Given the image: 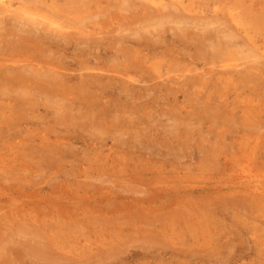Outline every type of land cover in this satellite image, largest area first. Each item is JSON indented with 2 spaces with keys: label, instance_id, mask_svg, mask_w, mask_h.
<instances>
[{
  "label": "rangeland",
  "instance_id": "rangeland-1",
  "mask_svg": "<svg viewBox=\"0 0 264 264\" xmlns=\"http://www.w3.org/2000/svg\"><path fill=\"white\" fill-rule=\"evenodd\" d=\"M31 1L35 4L25 0L28 7L41 4L38 8L67 22L71 32L85 31L93 24L110 31L119 26V32L108 36L110 49L108 41L107 44L98 41L94 48L95 43L84 37L72 36L66 41L56 37L54 41L59 45L52 50L57 55L55 58L48 55L54 61L66 65L73 60L72 67L77 61L91 62L87 63L89 66L99 61L120 73L125 68V72L136 75L129 74L134 79L141 78L139 73L145 77L146 72L153 77L146 76L152 80L147 83L150 86L134 84L142 86L134 90L136 93L147 95L144 104L138 98L129 100L128 106L117 104L115 108L93 109L90 114L70 106L59 113L58 105L50 106V100H39L37 95H21L18 99V95L0 87V100L11 101L15 109L10 111H16L12 121L5 120L3 110L0 111V264H264V77L258 73L264 72V60H256L248 51V44H242L257 41L252 49L262 54L264 0H182L188 10L182 14L195 19L182 21L185 26L180 30H175L172 24H163L167 32L156 30L158 20L148 13L147 0ZM246 10L247 14L236 25L237 37L228 39V33H233L228 14ZM209 20L213 22L206 27ZM11 21L5 29L0 27L1 46L8 40L4 38L7 33L14 32L11 35L15 39L16 35L17 38L24 35L19 30L22 22ZM125 26L139 30L141 36L145 33L143 41H153L146 42L151 53L146 52L147 47H136L145 42L138 39L141 36L135 35L137 41L128 35ZM123 30H128L127 36L125 32L121 35ZM160 37L165 50L161 48L164 43ZM83 42L88 46L81 47ZM112 44L120 50L114 49L113 53ZM118 46L122 47V53ZM224 60L240 66L232 69L236 73L233 71L231 82L237 83L234 86L238 85L237 92L232 83H221L213 74L206 84L196 86L193 69L199 73V68L208 62L214 69L209 65L204 68L223 71L216 66ZM242 66L250 77L237 73ZM190 68L194 75L185 71L181 77L183 80L188 77L186 81L191 82L177 78L180 71H191ZM166 72L179 82L167 80ZM42 77L46 78H39ZM105 82L114 89L110 81ZM149 87L153 94L145 90ZM171 93L174 94L168 96ZM33 98L38 104L32 103ZM250 106L255 108L251 110ZM102 117L104 121H100ZM241 169L245 180L231 177H236L232 173ZM254 179L258 180L259 190L245 192V185H253Z\"/></svg>",
  "mask_w": 264,
  "mask_h": 264
},
{
  "label": "bare ground",
  "instance_id": "bare-ground-1",
  "mask_svg": "<svg viewBox=\"0 0 264 264\" xmlns=\"http://www.w3.org/2000/svg\"><path fill=\"white\" fill-rule=\"evenodd\" d=\"M22 2L24 1V3H20V2H16V0H0V27L1 26H3L4 28L3 29H5V26L10 22V20H13V22L15 21V22H17L16 24H19L18 22H22L21 24H20V29L19 28H17L16 26V30L18 31V29L21 31V33L22 34H24L23 35V37H18L17 38V35H16V39L15 38H13L12 37V35L11 34H13V33H11V34H9V33H7L6 35H5V39L7 38L8 40H6V42L4 41V39H3V41H4V45H2L1 46V44H0V87H1V89H7V90H9L10 92H12V93H14V95L16 94V95H18L19 97H17L18 99H21L20 97H21V95H22V97L23 96H26V97H33L34 95H37V96H39L38 98H39V100L41 99L42 101L43 100H47V101H49L50 100V106L52 105V104H54V106H57L58 105V111H60L59 113H61V111L63 110H65V108H69L68 106H70L71 108H73V109H75L76 111L78 110V109H83V112H89V114L91 113V111L93 110V109H97L98 111L99 110H102V109H106V107H113V108H115L114 106L115 105H117V104H119V106L122 104H124V105H126L127 104V102L130 100H136V99H140V98H142V100H143V98L144 99H146V97H147V95H144V93H142L141 95H139L138 93H136L134 90L137 88L138 90H140V89H142L141 87L139 88V87H137V86H140L139 84H141V85H143V84H146V86L145 85H143V87H147L148 85H147V83L148 82H151V81H149V77H150V75H151V73H145L146 74V76H148L149 75V77H142V74L141 73H139V75H141L140 77L141 78H138V79H134L132 76H134L132 73H129V71H126L125 72V68H124V72L123 71H121L122 73H120V72H118V69L117 68H119L118 66H116V69L117 70H113L112 68H110L109 66H107L106 64H103L102 62H99L98 61V63H96V62H94L93 63V66L91 65V66H89L87 63H90V64H92L91 62H87L86 63V60H83V61H77V63H76V65L74 66V67H72V65H70L72 62H73V60H71L72 62H70V64L68 63H66V65H63V64H60L59 62H56V61H54L55 59V57H54V55L56 54L57 55V51L55 52V51H53L54 49L53 48H58V45L59 44H57V42H55L54 41V39L57 37V40H59V39H61L62 41H66V40H68V39H70L72 36H80V37H84V38H86L85 40L86 41H89V42H92V43H95V45L93 46L94 48L99 44L98 43V41H100L101 43H102V41H106V44H107V41L109 42V44H110V41L108 40L109 39V37L108 36H111L112 35V33H114V32H117L118 30H117V28L119 27V26H117V28L116 27H114V29H116V30H114V31H110V30H107V28L105 27V26H101V25H99L98 24V26H97V24L95 25V24H93L91 27H90V29H88L89 27H87V30H82V31H75V32H71V29H72V27L67 23V22H65V21H59L57 18H54V17H52V16H50L45 10H42V8H38L39 7V5H41V4H38V7H28L27 5H26V3L28 2V0H27V2H25V0H21ZM37 1H39V0H37ZM148 1V7H147V9L149 10H146V11H148V13L150 12L151 14H153V18H154V16L156 17V21L158 22V24H157V26H158V28L156 29V30H160V32H161V30L163 31V32H165L166 31V27H164V29L165 30H163V24H172V26L174 25L175 26V30L176 29H178V30H180V28H184V26H185V22H182V21H185V20H187V19H189V20H194L195 18H192V17H190V16H187V15H184V14H182V11L183 10H187V8H186V6H184V3H183V1L182 0H169V1H165V0H158V1H156V0H147ZM30 2H32L31 0H30ZM34 2H32V4H33ZM38 3H40V2H38ZM29 4H31V3H29ZM35 4V3H34ZM33 4V5H34ZM36 5H37V3H36ZM44 6V5H43ZM42 7V6H41ZM122 7V6H121ZM249 7V6H248ZM49 9H50V7H49ZM188 11V10H187ZM51 12V11H50ZM52 13V12H51ZM245 14H247V10H246V12H243V11H236L235 13H230V14H228L229 15V17L228 18H230V20H229V22H231V25L230 26H232L231 27V29H232V31H233V33L232 32H230V33H228V39L230 38V40L232 39H234L235 40V38L237 37V33L235 34L234 32H236V31H238V28L236 27V25L239 23V21L242 19V18H244V15ZM54 15V14H53ZM57 15V14H56ZM147 15V14H146ZM58 16V15H57ZM7 17H9L10 19H7ZM64 17V16H63ZM63 17H61L60 16V18H63ZM98 17H100V16H98ZM65 18V17H64ZM91 18V17H90ZM118 18V17H117ZM150 18V17H149ZM153 18H151V20L153 19ZM66 19V18H65ZM82 19V18H81ZM93 19V18H92ZM97 19V18H96ZM101 19V18H100ZM69 20V19H68ZM154 20V19H153ZM74 21V20H73ZM123 21V20H122ZM156 21L154 20V22L156 23ZM12 21H11V23L12 24H14ZM70 22H72V20L70 21ZM78 22V21H77ZM80 22V21H79ZM84 22V21H83ZM133 21H131V23H132ZM150 22V21H149ZM191 22V21H190ZM212 20H209V21H207V25H206V27L208 26V25H211L212 24ZM94 23V22H93ZM127 23V22H126ZM134 23V22H133ZM152 24H153V21L151 22ZM193 24L195 23V21H193L192 22ZM222 23V22H221ZM78 25H79V23H77ZM77 24H75L76 26H78ZM110 24V23H109ZM108 24V25H109ZM149 24V23H148ZM183 24H184V26H183ZM195 24H197V23H195ZM205 24V23H204ZM84 25H86L85 24V22L83 23V26ZM119 25V24H118ZM156 25V24H155ZM187 25H189L188 23H187ZM202 25H203V22H202ZM80 26H82V25H80ZM101 26V27H100ZM116 26V25H115ZM128 26V25H127ZM127 26H125L126 28H127ZM134 26H135V24H134ZM136 26H139V25H136ZM151 26V28H152V25H150ZM182 26V27H181ZM190 26V25H189ZM188 26V27H189ZM14 27V28H15ZM84 27H86V26H84ZM121 27V26H120ZM124 26H122V28H123ZM155 27V26H154ZM154 27H153V30H154V32H155V29H154ZM197 27V26H196ZM200 27V26H199ZM224 27V26H223ZM130 28V27H129ZM132 28H134V27H132ZM135 28H137V27H135ZM143 29L145 28V27H142ZM142 28L140 29V30H142ZM147 28V27H146ZM150 28V27H149ZM186 28H187V26H186ZM190 28V27H189ZM3 29H2V31H3ZM113 29V28H112ZM119 29V28H118ZM125 29V28H124ZM128 29V28H127ZM173 29V28H172ZM229 31H230V28L228 27L227 28ZM1 30V29H0ZM121 30V29H120ZM129 30V33H128V35H133L134 37H135V35H138V36H141L140 35V31L139 30H131V28L130 29H128ZM128 30H126L127 32H128ZM130 30H131V32H130ZM148 30H152V29H148ZM177 30V31H178ZM183 30V29H182ZM181 30V31H182ZM199 30V29H198ZM200 30H201V28H200ZM227 30V31H228ZM40 31H42V33H40ZM126 31H124L123 30V34H121L122 36L123 35H125L126 34V36H127V32ZM143 31V30H142ZM157 31V32H158ZM168 31V30H167ZM166 31V32H167ZM170 31V33H171V30H169ZM177 31H175V32H177ZM203 31V30H202ZM19 32V31H18ZM119 32V31H118ZM124 32H125V34H124ZM144 32H146L145 31V29H144ZM143 32V33H144ZM162 32V33H163ZM183 32H184V30H183ZM183 32H182V34H183ZM187 32V31H186ZM3 33H6V32H3ZM147 34L149 33V31L148 32H146ZM151 33H152V31H151ZM156 33V32H155ZM172 35H174V30L172 31ZM178 33V32H177ZM1 34H2V32H1ZM19 34V33H18ZM48 34V35H47ZM118 34H120V33H118ZM154 34V33H153ZM227 34V33H226ZM21 35V34H20ZM114 35V34H113ZM112 35V36H113ZM117 35V34H116ZM115 35V36H116ZM144 35H145V33H144ZM144 35H142V36H144ZM149 35H150V33H149ZM152 35V34H151ZM158 35V34H157ZM167 35V34H166ZM178 35H180V32H179V34ZM210 35V34H209ZM208 35V36H209ZM221 35V34H220ZM142 36L141 37H139L138 39H141V41L142 42H145L143 45H141V44H137V48H139V47H143V48H146V52L148 53H151V51H148L147 49L148 48H150V47H148L147 46V44H146V42L147 41H143L142 39ZM153 36V35H152ZM154 36H156V34L154 35ZM153 36V37H154ZM163 36H164V34H163ZM182 36V35H181ZM180 36V37H181ZM198 36V35H197ZM53 37V39H51ZM79 37V38H80ZM121 37V36H120ZM146 37V36H145ZM152 37V38H153ZM159 37V36H158ZM174 37V36H173ZM185 37H186V35H185ZM188 37V36H187ZM195 37V36H194ZM59 38V39H58ZM77 38V37H76ZM113 38V37H112ZM126 38V37H125ZM133 38V37H132ZM136 39H137V36L135 37ZM134 38V39H135ZM151 38V37H150ZM150 38H148V39H150ZM152 38H151V40H152ZM155 38H157V37H155ZM176 38V37H175ZM204 38V37H203ZM202 38V39H203ZM213 39L215 38V37H212ZM217 38V37H216ZM114 39V38H113ZM121 39V38H120ZM138 39H137V41H138ZM145 39V38H144ZM147 39V40H148ZM160 39H161V37H160ZM186 39V41L188 42V40H187V38H185ZM209 39H211V38H209ZM218 39V38H217ZM216 39V40H217ZM56 40V39H55ZM80 40V39H79ZM83 40V39H82ZM82 40H81V42H82ZM125 40V39H124ZM128 40V39H127ZM126 40V41H127ZM154 40V39H153ZM156 41H157V39H155ZM154 40V41H155ZM159 40V39H158ZM161 40H163V39H161ZM176 41H178L177 40V38L175 39ZM193 40V39H192ZM205 41H207V39H204ZM204 40H203V42H204ZM248 40H250V39H247V41ZM2 41V40H1ZM0 41V42H1ZM62 41H61V43H62ZM76 41V40H75ZM84 41V40H83ZM114 41H115V39H114ZM119 41V40H118ZM150 40H148V42H149ZM166 41V40H165ZM167 41H169V40H167ZM166 41V43H168ZM211 41V40H210ZM222 41V40H221ZM120 42V41H119ZM129 42V41H128ZM147 42V43H148ZM153 42V41H152ZM152 42L150 41V43L152 44ZM193 42V41H192ZM195 42V41H194ZM230 42L231 41H229V44H230ZM257 42V41H256ZM256 42H248V43H242L243 45H247L248 44V46L247 47H250V49H248V51L250 52V53H252V55L254 54V56H255V58H256V60L258 59V60H264V50H262L263 52H262V54H258L257 52H255L254 51V49H252V47L253 46H255L256 45ZM104 43V42H103ZM102 43V44H103ZM112 43H114L115 44V42H112ZM131 43V45H133L132 44V42H130ZM137 43V42H136ZM141 43V42H140ZM154 43H156V42H154ZM159 43V42H158ZM157 43V44H158ZM164 43V44H163ZM163 45H161L162 47L161 48H163L164 50H165V47H163L164 45H165V42H164V40H163ZM172 43V42H171ZM183 43H184V40H183ZM189 43V42H188ZM197 43V42H196ZM218 43H220V42H218ZM222 43H223V41H222ZM225 43V42H224ZM228 43V42H227ZM66 44H68L67 42L65 43V45ZM72 44V43H71ZM76 44H78V43H76ZM83 44H84V42H83ZM89 44V43H88ZM105 44V43H104ZM114 44H112V45H114ZM119 44V43H118ZM121 44V43H120ZM174 44V43H173ZM180 44H181V42H180ZM193 44H195V43H193ZM192 44V45H193ZM207 44H209V43H207ZM213 44V43H212ZM211 44V45H212ZM82 45V44H81ZM116 45V44H115ZM114 45V46H115ZM127 45V44H126ZM175 45H177L178 46V44H177V42H176V44ZM182 45V44H181ZM206 45V44H205ZM214 45V44H213ZM212 45V47L214 48L215 46H213ZM221 45V44H220ZM227 45V44H226ZM231 45V44H230ZM229 45V46H230ZM235 45H237V44H235ZM242 45V46H243ZM62 46V45H61ZM75 46V45H74ZM84 46H88V45H83V46H81V47H84ZM107 46H109V47H107V48H111L112 46H111V44L110 45H108L107 44ZM111 46V47H110ZM120 46V45H119ZM118 46V48H121L122 49V47H119ZM122 46V45H121ZM130 45H128V47H129ZM168 46V45H167ZM224 46V45H223ZM222 46V47H223ZM232 46V45H231ZM71 47V46H70ZM132 47V46H131ZM130 47V48H131ZM133 47H134V45H133ZM182 47V46H181ZM210 47V46H209ZM221 47V46H220ZM220 47H218V48H220ZM221 47V48H222ZM264 47V46H263ZM262 47V48H263ZM56 48V49H57ZM72 48V47H71ZM92 48V47H91ZM98 48V47H97ZM96 48V49H97ZM117 47L115 46V48L113 47V49H112V52L113 53H115V50H120V49H116ZM137 48L135 49V52H137ZM153 48H155V46L153 47ZM153 48H151L152 50H153ZM168 48V47H167ZM183 48V47H182ZM192 48V47H191ZM190 48V49H191ZM53 49V50H52ZM67 49V48H66ZM73 49V48H72ZM83 49V48H82ZM88 49V48H87ZM87 49H85L84 51H86ZM93 49V48H92ZM100 49V48H99ZM102 49V48H101ZM100 49V50H101ZM109 49H107V50H109ZM115 49V50H114ZM125 49H126V47H125ZM150 49V50H151ZM156 50H158L157 48H155ZM162 49V50H163ZM184 49H186V48H184ZM225 49H227V48H225ZM63 50H65V49H63ZM81 50V49H80ZM98 50V49H97ZM106 49H104V51H105ZM114 50V51H113ZM143 50L144 49H142V52H143ZM161 50V49H160ZM179 50V49H178ZM197 50V49H196ZM203 50V49H202ZM210 50V49H209ZM215 50V49H214ZM213 49H212V51H214ZM221 50V49H220ZM229 50H231V49H229ZM70 51V50H69ZM73 51V50H72ZM77 51H79V49H77ZM102 51V50H101ZM122 51H123V49L121 50V52L120 53H122ZM159 51V50H158ZM168 51V50H167ZM211 51V50H210ZM209 51V52H210ZM247 51V50H246ZM247 51V52H248ZM60 52V51H59ZM81 52V51H80ZM100 52V51H99ZM98 52V53H99ZM124 52H128L129 53V51H127V50H124ZM154 52L156 53V51L154 50ZM179 52V51H178ZM184 52V51H183ZM195 52H197V51H195ZM199 52H201L202 53V51H199ZM206 52V51H205ZM204 52V53H205ZM48 53V54H47ZM70 53V52H69ZM82 53V52H81ZM91 53V52H90ZM97 53V54H98ZM102 53V52H101ZM109 53V52H108ZM107 52H106V54H108ZM138 53V52H137ZM148 53V54H149ZM163 53V52H162ZM179 53H181V51L179 52ZM212 53V52H211ZM210 53V54H211ZM215 53H217V52H215ZM238 53H240V52H238ZM249 53V54H250ZM52 55L53 57H51V56H48V55ZM60 54V53H59ZM63 54V53H62ZM64 54H67V53H64ZM83 54H84V52H83ZM92 54L93 55H95V52H92ZM100 54V53H99ZM103 54V53H102ZM101 54V55H102ZM111 54V53H110ZM132 54V53H131ZM154 54V53H153ZM157 54V53H156ZM206 54H209V53H206ZM218 55H219V53H217ZM43 55L45 56V58L43 57ZM78 55V54H77ZM86 55H88L87 53H86ZM105 55V54H104ZM115 54H111V56H114ZM121 55V54H120ZM123 55H125V53L123 54ZM123 55L121 56V58L123 57ZM155 55V54H154ZM158 55V54H157ZM162 55V54H161ZM165 55V54H164ZM195 55V54H194ZM197 55V54H196ZM199 55V54H198ZM251 55V54H250ZM62 56V55H61ZM82 56V55H81ZM83 56H85V55H83ZM103 56V55H102ZM101 56V57H102ZM110 56V57H111ZM116 56H117V53H116ZM128 56V55H127ZM129 56H130V53H129ZM153 56V55H152ZM208 57H210L209 55H207ZM207 56H205V58L207 57ZM212 56V55H211ZM222 56V55H221ZM48 57H51V58H48ZM63 57V56H62ZM68 57V56H67ZM88 57V56H87ZM100 57V56H99ZM104 57V56H103ZM106 57H107V55H106ZM115 57V56H114ZM118 58H119V56H117ZM116 57V58H117ZM196 57V56H195ZM199 58H201L200 56H198ZM207 57V58H208ZM57 58V57H56ZM60 58V57H59ZM93 58H94V56H93ZM96 59L95 60H97V57H95ZM108 58V57H107ZM116 58H115V60H116ZM121 58H120V60H121ZM212 58H215V57H212ZM61 59V58H60ZM72 59V58H71ZM87 59H89V58H87ZM99 59H101V58H99ZM103 59V58H102ZM127 59V58H126ZM41 60H43V61H41ZM57 60H59V59H57ZM69 60V59H68ZM104 60H108V59H104ZM114 60V59H113ZM114 60V61H115ZM118 60V59H117ZM124 60V59H123ZM122 60V61H123ZM131 60V59H130ZM211 60V59H210ZM215 61H216V59H214ZM62 61V60H61ZM111 61V60H110ZM134 61H135V59H134ZM196 61H198L197 60V58H196ZM249 61V60H248ZM113 61H111V63H112ZM131 62V61H130ZM207 62V61H206ZM256 62V61H255ZM132 63V62H131ZM208 63V62H207ZM207 63H204L203 64V67L200 69L199 68V73H197V71H196V68L195 69H193L196 73H194L195 74V77L196 78H194V80L196 81V79H197V84H196V86H199V85H203V84H206V82H207V80L209 79V78H211L212 77V74H213V77L214 76H216V79L217 80H219V79H221V80H219V82L221 81V83H232L231 81V79L234 77V75L232 74L233 73V71L235 70H233L232 71V69L233 68H239L240 66L238 65V64H233V63H227L226 62V60H224V61H222L221 62V64L219 65V66H216V68H218V69H221V70H223V71H216V70H214L213 71V65H212V63L209 65V64H207ZM219 63V62H218ZM218 63H217V65H218ZM128 64V63H127ZM109 65H110V63H109ZM126 65V64H125ZM133 65V64H132ZM139 65V64H138ZM142 65V64H141ZM174 65V64H173ZM191 65H192V63H191ZM205 65H209L210 67H212V68H204L205 67ZM216 65V64H215ZM214 65V66H215ZM244 65V64H243ZM186 66V65H185ZM115 67V66H114ZM127 67V66H126ZM136 67H138V66H136ZM144 67V66H143ZM178 67V66H177ZM197 67V66H196ZM244 66H242L241 68V70H239V71H237V73H239L240 75H246V77H250L251 76V74L248 72V71H246L245 69V67L243 68ZM132 68H133V66H132ZM169 68V67H168ZM175 68V67H174ZM264 68V67H263ZM121 69V68H120ZM120 69H119V71H120ZM127 69V68H126ZM134 69V68H133ZM139 69V68H138ZM141 69V68H140ZM191 69V71L188 69V70H182V71H180V73L181 74H178V75H180V77H177V78H180V79H182L183 80V78L181 77V75H182V73L183 72H185V71H188L187 73H191V74H193L192 72H194V71H192V68H190ZM128 70H130L129 68H128ZM132 70V69H131ZM130 70V71H131ZM134 70H136V69H134ZM174 71V70H173ZM176 71V70H175ZM132 72H134L133 70H132ZM178 73H179V71H177ZM75 73H77L76 74V77L74 78V76L72 77V75L73 74H75ZM136 73V72H135ZM176 73V72H175ZM187 73H185V74H187ZM234 73H236L235 71H234ZM258 73L259 74H261V77H264L263 76V74H264V72H262L261 70L260 71H258ZM129 74H132V76H130ZM148 74V75H147ZM168 72H166L164 75H167V77H168V79L167 80H169V81H171V82H173V81H175V83L176 82H179L178 81V79L176 78V79H173V76L171 77H169L168 76ZM193 74V75H194ZM138 75V74H137ZM144 75V74H143ZM163 75V76H164ZM176 75V74H175ZM177 75V76H178ZM188 75V74H187ZM40 76H45L44 78L45 79H43V77L42 78H39ZM136 76V75H135ZM134 76V77H135ZM152 76V75H151ZM207 76V77H206ZM153 77V76H152ZM162 77V75H160V76H158V79H160ZM222 77L224 78V80L222 81ZM256 77V76H255ZM254 77V78H255ZM74 78V79H73ZM145 78H148V80H146ZM188 77H186V78H184V80L186 81V79H187ZM257 78V77H256ZM258 78H259V76H258ZM257 78V79H258ZM212 79V78H211ZM251 79V78H250ZM106 80H108V81H110L112 84H110V85H115V87H114V89L113 88H109L108 87V85L106 84ZM183 80V81H184ZM189 80V79H188ZM191 80V79H190ZM156 84L158 83L157 82V80L156 81H154ZM187 83H189V82H191V81H186ZM246 81L244 80V83H245ZM154 83V84H155ZM134 84H136L137 86H135ZM151 84H153V83H151ZM177 84H179V83H177ZM182 84V83H181ZM183 84H184V82H183ZM233 84V83H232ZM237 84V83H236ZM236 84H233V90L234 91H236L237 92V89H238V85L236 86V87H234ZM165 85V84H164ZM167 85V84H166ZM188 85V84H187ZM193 85H194V83H193ZM222 85V84H221ZM112 86V87H113ZM150 86V85H149ZM156 86H158V84L156 85ZM177 86H179V85H177ZM3 87V88H2ZM166 87V86H165ZM151 87H149V88H147V89H145V90H149V91H151V90H153L152 88H155V86L154 87H152L151 89H150ZM158 88V87H157ZM157 88H155V89H157ZM174 88V87H173ZM107 89H110L109 91H107ZM166 89V88H165ZM171 89V88H170ZM116 90H117V92H116ZM187 89H185V91H186ZM1 91V90H0ZM3 91V90H2ZM4 91H6V90H4ZM143 91H144V89H143ZM155 91V90H154ZM171 91V90H170ZM153 91H151V93H152ZM164 92V91H163ZM169 92V91H168ZM178 92V91H177ZM9 92H7V96L9 95L8 94ZM158 93V92H157ZM160 93V92H159ZM165 93V92H164ZM163 93V94H164ZM213 94H216V92L214 91V92H212ZM226 93V92H225ZM6 94V93H5ZM149 94V93H148ZM153 94V93H152ZM174 94V93H173ZM172 93L171 94H168V96L170 95H173ZM194 94V93H193ZM30 95H33V96H30ZM155 95V94H154ZM161 96H162V94H160ZM11 96H13V95H11ZM41 96V97H40ZM159 96V95H158ZM164 96V95H163ZM187 96V95H186ZM185 96V97H186ZM188 96H190L189 94H188ZM212 94H211V98H212ZM10 96H8V98H9ZM1 98V97H0ZM12 98V97H11ZM50 98V99H49ZM158 98V97H157ZM159 98L161 99V97L159 96ZM163 98L164 97H162V101H163ZM199 98V97H198ZM148 99V98H147ZM165 100V102H167V98H164ZM13 101H14V99H12ZM16 100V99H15ZM25 100V99H24ZM23 100V102H26V101H24ZM27 100V99H26ZM31 101H32V103H34L35 105L36 104H38V101L37 100H35L34 98H33V100L32 99H30ZM98 100V101H97ZM141 99L139 100V101H141V102H143V104H144V100L142 101ZM154 100V99H153ZM17 101V100H16ZM19 101V100H18ZM94 101V102H93ZM97 101V102H96ZM146 101V100H145ZM148 101V100H147ZM161 101V102H162ZM163 101V102H164ZM96 102V103H95ZM109 102H111V104H109ZM118 102V103H117ZM131 102H133V101H131ZM140 102V103H141ZM0 103H2V105H1V107H0V111L2 112V110H3V115H4V117H5V120L7 119L8 121H12L13 120V114H15L16 113V111H10V110H14L15 109V106H13L12 104H11V101H7V100H0ZM4 103V104H3ZM40 103V102H39ZM44 103V102H43ZM136 103V102H135ZM140 103H137V105L138 104H140ZM188 103V102H187ZM250 103H252V101L250 100L249 101V104ZM48 104V103H47ZM46 104V105H47ZM142 104V103H141ZM140 104V105H141ZM148 104V103H147ZM157 104V103H156ZM164 104V103H163ZM163 104H161V105H163ZM200 104H202V102L200 103ZM23 105V104H22ZM29 105H31V104H29ZM137 105H135V108H137L138 106ZM167 104H165V106H166ZM33 106V105H32ZM64 107V109H62L63 107ZM126 106H128V105H126ZM137 106V107H136ZM168 106V105H167ZM190 106V105H189ZM203 106V105H202ZM156 107V106H155ZM155 107H154V111H155ZM207 107V106H206ZM211 107V106H210ZM47 108H49V107H47ZM108 108V109H109ZM128 108V107H127ZM126 108V109H127ZM140 108V107H139ZM141 108H143L142 107V105H141ZM151 108H153V107H151ZM173 109H174V107H172ZM203 108H205V107H203ZM255 107H253V106H250V109L252 110V109H254ZM43 109H44V106H43ZM53 109V108H52ZM91 109V110H90ZM120 109V108H119ZM119 109H117V110H119ZM125 109V108H124ZM171 109V108H170ZM211 109L212 108H210V111H211ZM246 109H248V107H246ZM56 110V111H57ZM112 110V109H111ZM146 110V109H145ZM152 110V109H151ZM172 110V109H171ZM249 110V109H248ZM58 111H57V113H58ZM67 111V110H66ZM74 111V110H73ZM96 111V110H95ZM108 111V110H107ZM109 111H110V109H109ZM138 111V110H137ZM164 111V110H163ZM206 111V110H205ZM204 111V112H205ZM208 111V110H207ZM6 112H8V113H6ZM20 112H21V110H20ZM55 112V111H54ZM72 112V111H71ZM100 112H102V111H100ZM111 112V111H110ZM117 112V111H116ZM140 112H141V110H140ZM148 112V111H147ZM168 112V111H167ZM171 112V111H170ZM109 113V112H108ZM172 113V112H171ZM86 113H84L83 115H85ZM139 114V113H138ZM137 114V115H138ZM141 114V113H140ZM150 114V113H149ZM208 114V113H207ZM60 115V114H59ZM95 115V114H94ZM97 115V114H96ZM166 115V114H165ZM185 115V114H184ZM215 115V114H214ZM244 115H246V112L244 113ZM64 116V115H63ZM104 116V115H103ZM117 116H119V115H117ZM129 115H127L126 116V118L128 117ZM146 116V115H145ZM171 116H173V114L171 115ZM65 117L67 118V115H65ZM64 117V118H65ZM87 117V116H86ZM114 117V116H113ZM120 117V116H119ZM175 117V116H174ZM173 117V118H174ZM63 118V119H64ZM70 117H68L67 119H69ZM91 118V116L89 117V119ZM176 118V117H175ZM239 118V117H238ZM16 119V118H15ZM76 119V118H75ZM80 120H82V119H84V118H79ZM104 119V117H102L101 119H100V121L102 120V121H104L103 120ZM138 119H139V117H138ZM59 120H62V119H59ZM91 120V119H90ZM121 120V119H120ZM169 120V119H168ZM171 120V119H170ZM173 120V119H172ZM194 120V119H193ZM198 120V119H197ZM97 121V120H96ZM139 121V120H138ZM188 121V120H187ZM240 121H241V119H240ZM98 122H99V120H98ZM97 122V123H98ZM136 122V121H135ZM130 123V122H129ZM2 124V122H0V125ZM171 125V124H170ZM171 127H172V125H171ZM3 128V127H2ZM117 127H115V129H116ZM178 128V127H177ZM8 129V128H7ZM36 129V128H35ZM91 129V128H90ZM175 129V128H174ZM112 130H113V128H112ZM22 131V130H21ZM23 132V131H22ZM60 132V131H59ZM105 133V132H104ZM106 133H107V131H106ZM130 133V132H129ZM110 134H113V132L112 133H110ZM116 134V133H115ZM65 135V134H64ZM114 135V134H113ZM118 135V134H117ZM120 135H121V133H120ZM120 135H118V136H120ZM122 135H124V134H122ZM246 135V134H245ZM3 136V135H2ZM66 136V135H65ZM145 136V135H144ZM127 137V136H126ZM137 137H138V135H137ZM22 138V137H21ZM31 138V137H30ZM87 138V137H86ZM145 138V137H144ZM123 139V138H122ZM148 139V138H147ZM125 140V139H124ZM128 140V139H127ZM142 140V139H141ZM144 140V139H143ZM93 141V140H92ZM104 141V140H103ZM135 141V140H134ZM175 141H177V140H175ZM182 141V140H181ZM35 142V141H34ZM101 142H102V140H101ZM125 142V141H124ZM137 142H138V139H137ZM144 142V141H143ZM139 143V142H138ZM145 144H147L148 145V143H145ZM149 144H151V143H149ZM153 144V143H152ZM152 144H151V146H152ZM103 145V144H102ZM133 145V144H132ZM138 145V144H137ZM136 145V146H137ZM154 145H155V143H154ZM153 145V146H154ZM134 146V145H133ZM132 146V147H133ZM135 146V148H137ZM152 146V147H153ZM9 147H11V146H9ZM149 148H151L150 146H148ZM178 148V147H177ZM11 149V148H10ZM144 149V148H143ZM139 150V149H138ZM145 150V149H144ZM147 150V149H146ZM153 151V150H152ZM245 151V150H244ZM154 153V152H153ZM9 157V156H8ZM242 157V156H241ZM2 158V157H1ZM235 172H236V170H235ZM240 172H242V174L241 175H239L240 174ZM243 172H244V170L243 169H241L240 171H238V173H232V174H236L237 176L235 177V175H232L231 177H233V178H237V177H239L240 179H242L243 178V180H245L244 179V176H242L243 175ZM250 181V180H249ZM257 181L258 180H256V179H254V184L253 185H245V187H244V191L245 192H247V191H250V190H259V188H258V185L259 184H257ZM256 187V188H255ZM252 188H254V189H252ZM236 192H238L237 190H235ZM239 193H240V191H239ZM35 234H37L36 232H35ZM33 237H35V235H33ZM41 237V236H40ZM39 237V239H38V241L42 238H40ZM31 239V238H30ZM43 239V238H42ZM32 240V239H31ZM35 240H36V238H35ZM36 242V241H35ZM43 243V242H42ZM35 244V243H34ZM30 245V244H29ZM33 245V244H32ZM36 245H37V243H36ZM39 245V244H38ZM38 247V246H37ZM36 247V248H37ZM40 247H41V245H40ZM44 247V246H43ZM33 248V247H32ZM35 248V247H34ZM38 249V248H37ZM40 252H41V250H40ZM166 254V253H165ZM161 255V254H160Z\"/></svg>",
  "mask_w": 264,
  "mask_h": 264
}]
</instances>
